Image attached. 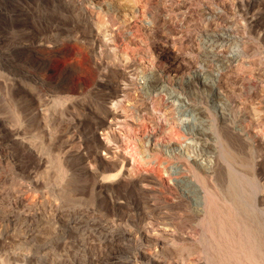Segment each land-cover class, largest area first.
<instances>
[{
    "label": "rangeland",
    "instance_id": "374dc122",
    "mask_svg": "<svg viewBox=\"0 0 264 264\" xmlns=\"http://www.w3.org/2000/svg\"><path fill=\"white\" fill-rule=\"evenodd\" d=\"M133 1L134 17L122 12L107 24L103 44L91 20V15L108 11L102 0H0V264H22L21 253L31 257L25 264H204L196 252L185 249L197 220L168 176L180 165L184 169V162L213 169L214 150L203 146L206 137H196L207 124L218 126L221 119L232 122L230 128L247 131L244 136L251 137L248 147L257 160V172L264 177V88H258V81L264 82V0H182L179 6L177 0ZM155 9L160 15L156 22L146 14ZM185 11L196 17V25L174 31L172 18ZM150 21L153 31L168 32L163 46L149 43ZM129 45L146 49L149 56L129 67L126 78L115 71L111 51ZM174 49L170 83L145 91L151 82L147 76L153 71L152 55ZM250 54L257 62H245ZM139 55L136 51L135 58ZM235 58L242 70L239 65L222 77L223 68ZM115 82L119 88L127 83L130 99L124 106L131 111L125 123L132 132H125L121 115L116 122L102 110ZM68 94L74 99L62 103ZM151 97L158 99L162 119L172 114L176 122L161 120L165 128L174 129L170 140L150 139L155 130L139 119L144 115L160 121L161 114L153 116L144 105L138 107ZM249 103L257 107V125L251 123ZM199 111L205 125L198 124ZM154 150L162 151L164 160H157ZM175 154L181 162L172 164ZM58 163L67 174L64 179ZM133 164H138L136 175L129 166ZM112 237L116 240L110 241Z\"/></svg>",
    "mask_w": 264,
    "mask_h": 264
},
{
    "label": "bare ground",
    "instance_id": "6f19581e",
    "mask_svg": "<svg viewBox=\"0 0 264 264\" xmlns=\"http://www.w3.org/2000/svg\"><path fill=\"white\" fill-rule=\"evenodd\" d=\"M175 1V0H174ZM182 0H177L174 3H176L178 6L179 4H181ZM185 0H183L182 2H184ZM187 1V0H186ZM185 1V2H186ZM103 4L107 6V12L103 13L102 12V16L99 14H94L91 15V20L93 19L94 22L90 21L93 23L92 27L95 29V32L97 34V36L100 38L99 42L105 44L106 43V29L109 25V23L114 22V20H116V18L118 19V16H120V13L122 15V12H127V13H133L134 11V6L135 3L133 0H102ZM160 2H164V0H160ZM173 2V1H172ZM184 2V3H185ZM165 4V3H163ZM173 3V4H174ZM102 4V3H101ZM102 4V5H103ZM168 5V4H167ZM166 5V6H167ZM171 5V3H170ZM175 5V6H177ZM105 6V7H106ZM172 6V5H171ZM100 7V6H99ZM103 7V6H102ZM165 7V6H164ZM183 7V6H182ZM166 8V7H165ZM175 8V7H173ZM177 9L180 10V7ZM99 10V8H98ZM104 10V9H103ZM168 10V9H167ZM178 10V11H179ZM101 11V10H100ZM177 11V12H178ZM166 12V11H165ZM168 12V11H167ZM172 12V11H171ZM170 12V13H171ZM182 12V11H181ZM187 11H185V14H178L179 16H177L175 18V15L173 12L174 17L172 18V20L174 22H172V29H176L174 31H177V29L184 30L187 28V26L189 25V27H191L190 25L195 24L196 22V17H194V15L191 14H186ZM92 12H90L91 14ZM99 13V12H98ZM183 13V12H182ZM149 18L152 16L153 18L150 20L155 19V22L157 21V19L159 18V13L156 11H150L148 13ZM177 14V13H176ZM130 15V14H129ZM134 13H133V17H134ZM151 15V16H150ZM168 15L165 13V16ZM105 16H107L108 18H105ZM131 16V15H130ZM172 16V15H171ZM170 16H168L169 18ZM199 18V17H197ZM170 19V18H169ZM206 19V18H205ZM204 19V20H205ZM165 20V17H164ZM195 20V21H194ZM198 20V19H197ZM108 21V22H107ZM118 21V20H117ZM154 21V20H153ZM168 21V20H167ZM206 21V20H205ZM171 22V21H170ZM91 23V24H92ZM169 23V22H168ZM167 23V24H168ZM198 23V22H197ZM208 23L211 25V21L208 20ZM108 24V25H107ZM165 24V23H164ZM171 24V23H170ZM213 24V23H212ZM149 25V26H148ZM148 36L150 37V42L148 40L149 43H151V45L154 46V44L156 43L158 45L161 44V46H163V39L162 37H165L164 35H166V37L168 36V32L167 33H160V32H155L153 31V26L154 24H152V22L150 21V24H148ZM156 25V23H155ZM196 25V24H195ZM200 25V22L199 24ZM205 25V24H204ZM215 25V24H214ZM112 26V25H111ZM207 26V25H206ZM156 27V26H155ZM198 27V26H197ZM200 27V26H199ZM198 27V28H199ZM202 29H205V26L201 25ZM200 27V28H201ZM217 27V25H216ZM153 28V29H152ZM162 28V27H160ZM185 28V29H183ZM208 28V27H207ZM165 29V28H164ZM168 28H166L165 30H167ZM190 29V28H189ZM146 31V29H145ZM169 31V30H168ZM137 32V31H136ZM182 32V31H181ZM180 32V34H182ZM105 33V34H104ZM146 34V33H144ZM163 34V35H162ZM173 34V32L171 33V35ZM134 35V34H133ZM183 35H185L183 33ZM134 36L137 37H141V34H135ZM147 36V37H148ZM178 36V35H176ZM175 36V37H176ZM182 36V35H181ZM133 37V36H132ZM144 37V36H143ZM170 37V36H169ZM127 38H129L127 36ZM136 38V37H135ZM168 38V37H167ZM171 38V37H170ZM169 38V39H170ZM173 38V36H172ZM178 38V37H177ZM136 43L138 41V39H135ZM134 40V41H135ZM168 40V39H167ZM173 40V39H171ZM130 41V39H129ZM133 41V42H134ZM140 41V40H139ZM138 41V42H139ZM143 41V40H142ZM242 41V40H241ZM131 42V41H130ZM141 42V41H140ZM139 42V44H140ZM145 42V40L143 41ZM169 42V41H167ZM171 42V41H170ZM169 42V43H170ZM129 43V42H128ZM147 43V42H145ZM143 43V44H145ZM108 44V43H107ZM138 44V43H137ZM138 44V45H139ZM148 44V43H147ZM137 45V47H138ZM142 45V42L141 44ZM166 45V42L165 44ZM243 48L246 49L247 48V43H243ZM107 46V45H106ZM127 46V45H126ZM125 46V47H126ZM130 46V45H129ZM132 46V45H131ZM120 48L117 51H114L112 49V64L115 68V71L117 72L118 70V74L119 75H123L126 77V73H128L129 71H127V69H129V67L131 68L132 65H141L143 61H145V59L147 58L148 53L147 51L144 50V48ZM174 46V45H173ZM136 47V46H135ZM142 47V46H141ZM147 47V46H146ZM151 47V46H150ZM182 48V47H181ZM242 48V49H243ZM249 48V47H248ZM247 48V49H248ZM154 49V48H153ZM177 50V49H176ZM138 51L140 53L139 56H141L140 58H135V52ZM149 51V50H148ZM151 51V50H150ZM167 50H163V52H159L157 55H152L149 64L152 66L153 71L147 76L148 79H151V82H149L150 84L148 86L145 87V91H149V90H154L156 89V87L158 85H161L162 83H170L171 78L173 77L174 74V62L172 61V59L170 58V56L172 55L171 53H176L175 49L166 52ZM115 52V54H114ZM170 52V53H169ZM151 54V53H150ZM171 54V55H170ZM138 55V53H137ZM243 56V55H242ZM245 56V55H244ZM163 57V58H162ZM246 63H252L253 62H257L255 61L254 58H256V56H252V54H250L249 56H246ZM240 59H232L226 66L225 68H223V70L221 71L222 77H227L229 75H231V70H233V68L238 67L240 68L242 67V64H240ZM245 63H243L244 66ZM245 64V65H247ZM255 64V63H254ZM251 66V65H250ZM245 67V66H244ZM243 67V68H244ZM252 67V66H251ZM112 68V67H111ZM246 68V67H245ZM249 68V67H248ZM247 68V69H248ZM253 69V68H251ZM239 70V69H238ZM242 70V68H241ZM250 70V68H249ZM114 71V70H113ZM252 71V70H251ZM112 73V72H111ZM148 73V72H147ZM247 73V72H246ZM249 73V72H248ZM252 73V72H251ZM250 73V74H251ZM114 74V73H113ZM117 74V75H118ZM116 74H114L115 76ZM118 75V76H119ZM129 75V74H128ZM113 76V75H112ZM123 76H121L123 78ZM105 77V76H102ZM120 77V79H121ZM129 77V76H127ZM126 77V78H127ZM220 78V77H219ZM260 78V77H259ZM130 79V78H129ZM128 80V79H127ZM258 80V79H257ZM262 80V79H261ZM258 81V88H264V85H261L263 81ZM98 81V80H97ZM100 82H102V79L99 80ZM98 81V82H99ZM119 81V80H118ZM122 81V80H120ZM119 81V82H120ZM126 81V79H125ZM225 81V80H224ZM132 82V81H131ZM115 88H113L114 90H112L108 96V101H109V106H104V108L102 109L105 114H107L106 116H111V118L113 117V119L119 118L120 115V119L122 118V120H120L119 122L122 123L123 125H125L126 131L125 132H129L128 130H130L131 132L133 131L132 128H127L126 126H129L128 122H126L128 125H126L125 121H126V115L127 112L130 111L129 109L125 108L124 106V102L127 101L128 99H130V95L128 94L129 92L126 91L125 89V84H127L125 82V84H123V87L119 88V85L117 82H115ZM121 82V86H122ZM264 83V82H263ZM104 84V83H103ZM221 84V83H220ZM62 85V84H61ZM51 86V85H50ZM127 86V85H126ZM61 87V86H60ZM65 87V86H64ZM81 90L78 91V94L81 95V93L83 92V89L81 87H79ZM119 88V93H118V89ZM57 89V88H56ZM129 89V88H128ZM53 90V89H52ZM257 90V87H256ZM263 90V89H262ZM82 91V92H81ZM67 92V91H66ZM252 92V91H251ZM60 93V92H59ZM84 93V92H83ZM264 93V92H263ZM58 94V93H57ZM75 94V93H74ZM77 94V92H76ZM252 94V93H251ZM83 95V94H82ZM3 97V96H2ZM2 97L0 95V104L3 103L2 101ZM77 96H75L76 98ZM132 98V96H131ZM145 98V97H144ZM61 99V98H60ZM74 99V96L72 94H68L65 97V102L68 103L67 101H71ZM57 100V99H56ZM55 100V101H56ZM86 100V99H85ZM257 100V99H256ZM142 101V100H141ZM140 101V102H141ZM61 102V101H60ZM59 100L54 102L55 104H59L60 103ZM138 102V101H137ZM139 102V103H140ZM259 102V101H258ZM83 103V102H82ZM138 107L142 108L144 105V109H147L149 111V113L153 116H155V114L159 113L161 114V106L159 104L158 99H156L155 97H151L150 99L147 100H143V104L139 105ZM251 103V102H250ZM250 105V110L248 111L250 113V118H251V123L252 124H256L257 125V107L253 104ZM257 103V102H256ZM106 104V103H105ZM62 105V104H61ZM71 106H73L72 104H70ZM75 105V104H74ZM57 106V105H56ZM59 106V105H58ZM142 106V107H141ZM248 106V105H247ZM2 107V105H1ZM78 107V106H77ZM164 107V106H163ZM102 108V106H101ZM120 109L121 114H118L116 109ZM140 108L138 109V111L140 110ZM249 108V106H248ZM118 109V110H119ZM135 109V108H134ZM137 109V108H136ZM135 109V110H136ZM171 109V108H170ZM200 110V109H199ZM261 110V109H260ZM3 111V109H2ZM77 111V108H76ZM102 111V112H103ZM145 111V110H144ZM259 111V110H258ZM263 111V110H262ZM75 112V111H74ZM103 112V113H104ZM163 112V111H162ZM193 112V111H192ZM5 113V112H4ZM134 113V112H133ZM141 113V112H140ZM262 113V112H261ZM13 114V113H11ZM77 114V113H76ZM128 114V115H129ZM132 114V112H131ZM199 115L197 116L198 120V124H202L205 125L203 123V118L201 116V112L199 111L198 113H195V115ZM18 115V114H17ZM172 115V114H171ZM171 115H164V119L163 118V114H161L162 117H160V121L158 120V118H156V120L152 121L149 118L145 117L144 115H140V121L144 124L145 127L153 129L155 131L151 136L150 139L155 138V139H159L162 138L163 141L166 138L169 139L171 134H170V129H173V127L169 128L166 127L165 128V122L166 121H170L171 124H174L176 122H174L175 120L173 119V117ZM194 115V116H195ZM80 116V115H79ZM108 116V117H109ZM205 116V115H204ZM226 116V115H225ZM24 117V115H23ZM74 117V116H73ZM130 117V116H129ZM208 117V116H207ZM25 118V117H24ZM110 118V117H109ZM138 118V117H137ZM225 118V117H224ZM23 119V118H22ZM112 119V120H113ZM176 119V118H175ZM245 119V118H244ZM115 120V119H114ZM113 120V121H114ZM150 122H149V121ZM161 120H163L162 123ZM232 120V119H230ZM67 121L72 122V118H69ZM116 121V120H115ZM118 121V120H117ZM116 121V122H117ZM156 121V123H155ZM206 121V120H205ZM220 121V122H219ZM219 125L217 126V124L215 125H208L207 124V128L201 130V132H199V136L196 137L198 138V140H204V137H208L209 138H213V142H206V138H205V142L203 144V146H205L206 148L210 147L211 149H213V156H214V167L213 169L210 168L209 170L204 169L200 166L197 165V163L195 164L194 162L192 164L190 163H185V168H181L182 165H180V167H178V170L176 173H173L174 175L169 176L173 181L174 185L181 189L182 192L184 193V195H182V198L184 199L183 201L186 202V205H188V207L190 208V210L194 213L195 215V220H197V224L195 222V226L193 230V238L191 236V238L193 239L190 245V247L185 249L190 252V253H194L196 252V257L197 259L199 258V261L203 262L204 264H264V177L262 175H260L257 172V160H255V158H253L252 156V151H250L249 147L250 145H248V142L250 140H246L245 138V132H247L244 128H241L239 130L233 129V127L230 128V125L232 122L226 121L225 119H221L219 120ZM241 121V119H240ZM13 122L17 125L20 124L17 120L16 117H14ZM197 122V120H196ZM213 122V120H212ZM247 122V121H246ZM68 123V124H69ZM141 123V124H142ZM161 123V124H160ZM235 123V121H234ZM245 123V122H244ZM13 124V123H12ZM67 124V123H66ZM121 124V126H122ZM153 124H155V126L160 124V127L155 129L156 127L153 126ZM233 124V123H232ZM243 124V123H242ZM250 124V123H249ZM244 125V124H243ZM18 126V125H17ZM120 126V125H118ZM173 126V125H171ZM175 126V125H174ZM245 126V125H244ZM251 126V125H250ZM247 126V127H250ZM254 126V125H253ZM264 126V125H263ZM109 128V126H107ZM111 127V126H110ZM133 127V126H132ZM154 127V128H153ZM21 128V127H20ZM124 128V127H123ZM137 128V127H135ZM175 128V127H174ZM254 128V127H253ZM257 128V127H256ZM26 128H24L25 130ZM177 129V128H176ZM259 129V128H258ZM174 130V129H173ZM22 131V130H21ZM256 131V130H255ZM254 131V132H255ZM25 132V131H24ZM195 132V131H194ZM203 133V134H202ZM250 133V132H249ZM248 133V134H249ZM262 133V131H261ZM23 134V133H22ZM129 134V133H128ZM252 134V133H251ZM175 135V134H174ZM184 135V134H183ZM23 136V135H22ZM148 136V137H149ZM173 136V135H171ZM248 136V135H247ZM250 136V134H249ZM262 136V135H261ZM28 137V136H27ZM25 137V138H27ZM264 137V135L262 136ZM31 138V137H29ZM178 138V137H177ZM176 138V140H177ZM254 138V137H253ZM23 139V138H22ZM149 139V140H150ZM174 139V138H173ZM181 139V138H180ZM261 139V138H260ZM21 140V139H20ZM24 140V139H23ZM27 140V139H26ZM34 139H32L31 141H33ZM170 140V139H169ZM168 140V142H169ZM175 140V141H176ZM29 141V140H28ZM162 141V142H163ZM261 141V140H259ZM25 142V141H23ZM30 142V141H29ZM28 142V143H29ZM36 143V142H35ZM148 143V142H147ZM153 143V142H152ZM167 143V142H166ZM214 143L216 145V147L214 146ZM251 143V141H250ZM34 144V143H33ZM156 144V143H155ZM169 144V143H168ZM158 145V144H157ZM254 145V144H253ZM22 146V145H21ZM36 148V145H34ZM161 146V145H160ZM202 146V147H203ZM214 146V147H213ZM157 147V146H156ZM164 147V146H163ZM162 147V148H163ZM175 147V146H174ZM173 147V150H174ZM234 147V148H233ZM262 147V145H261ZM260 147V148H261ZM108 148V147H107ZM144 148V147H143ZM158 148V147H157ZM154 149V148H153ZM254 149V148H253ZM252 149V150H253ZM259 149V148H257ZM27 150V149H26ZM152 150V149H151ZM163 150V149H162ZM172 150V149H171ZM256 150V148H255ZM29 151V150H28ZM155 151V150H154ZM178 151V150H177ZM156 152V153H155ZM153 153V156L157 159V160H161L163 157L161 155V152L157 153L158 151H155ZM164 152V151H163ZM251 152V153H250ZM204 153V152H203ZM166 154V153H165ZM177 155V154H175ZM256 156V155H255ZM167 157V156H166ZM181 158V156H180ZM179 156H175L172 159V164L177 162H181ZM184 158V157H183ZM186 158V157H185ZM123 159V157L121 158ZM155 159V160H156ZM124 160V159H123ZM150 160V159H148ZM164 160V158H163ZM168 160V159H167ZM192 160V159H191ZM58 161V160H57ZM60 161V160H59ZM58 161V162H59ZM125 161V160H124ZM135 161V160H134ZM138 161V160H137ZM140 161V159H139ZM138 161V163H139ZM158 161V162H159ZM170 161V160H169ZM193 161V160H192ZM264 161V160H263ZM122 162V161H121ZM151 162V161H150ZM154 162V161H153ZM157 162V161H156ZM161 162V161H160ZM191 162V161H190ZM196 162V161H195ZM124 163V162H123ZM137 163V162H136ZM168 163V161L166 162ZM165 163V164H166ZM135 164V163H134ZM129 165L131 166L130 168L134 170V174H135V169L134 166L135 165ZM169 164V163H168ZM62 165V164H60ZM128 165V164H127ZM138 165V164H137ZM136 165V166H137ZM159 165V164H158ZM163 165V164H162ZM212 165V164H211ZM58 166V171L60 176H62L61 178L64 179L63 177L65 176L66 172L65 169L63 171V165L59 167V163L57 164ZM55 166V167H57ZM125 166V165H124ZM135 166V167H136ZM164 166V165H163ZM205 166V165H204ZM54 167V168H55ZM62 167V168H61ZM128 167V166H127ZM157 167V166H156ZM129 168V167H128ZM126 168V169H128ZM129 168V169H130ZM137 168V167H136ZM173 168V167H172ZM125 169V170H126ZM131 171V170H130ZM138 171V170H137ZM126 172L128 173V171L126 170ZM156 172V171H155ZM158 172V171H157ZM262 172V171H261ZM260 172V173H261ZM133 173V172H130ZM129 173V174H130ZM138 172H136L137 174ZM141 173V172H140ZM264 173V172H263ZM135 174V175H136ZM149 174V173H148ZM259 174V175H258ZM67 175V174H66ZM155 175V174H154ZM160 175V174H159ZM152 176V175H151ZM56 177V176H55ZM59 177V176H58ZM107 177V176H106ZM139 177V176H138ZM159 177V176H157ZM70 178V177H69ZM142 179V176L139 177ZM144 178V177H143ZM153 178V177H152ZM151 178V179H152ZM156 178V177H155ZM74 179V178H73ZM70 180V179H69ZM72 180V179H71ZM140 180V179H139ZM169 180V179H168ZM260 180H262L263 182H260ZM67 181V180H66ZM65 182V181H64ZM63 182V183H64ZM152 182V181H151ZM169 182V181H168ZM170 183V182H169ZM69 184V183H67ZM71 184V183H70ZM173 185V186H174ZM152 186V185H151ZM174 186V187H175ZM66 187V186H65ZM64 189V188H62ZM69 190V189H68ZM72 191V190H71ZM66 191H64L65 193ZM70 192V191H69ZM68 192V193H69ZM177 192V191H176ZM182 192H180L182 194ZM174 197V196H173ZM258 202L262 203V206H259ZM185 205V204H184ZM183 205V206H184ZM159 208V207H158ZM166 209V208H165ZM188 210V212L190 211ZM163 212V211H162ZM161 212V213H162ZM159 214V213H158ZM175 214V213H174ZM188 214V213H187ZM192 214V216H194ZM160 217V216H159ZM162 217V216H161ZM168 217V216H167ZM186 217V216H185ZM163 218V217H162ZM169 220V219H168ZM167 220V221H168ZM190 220V219H189ZM166 221V222H167ZM180 221V219H179ZM188 223V222H187ZM172 224V223H170ZM190 224V223H189ZM194 224V223H193ZM169 225V224H168ZM176 225V224H175ZM166 226V225H165ZM163 227V226H162ZM175 227V226H174ZM177 227V226H176ZM170 228V227H169ZM177 229V228H176ZM188 229V228H187ZM186 229V230H187ZM74 230V229H73ZM166 230V228H165ZM171 230V229H170ZM75 231V230H74ZM163 232V231H162ZM191 232V231H190ZM77 233V232H76ZM119 233V232H118ZM189 233V232H188ZM102 234V233H101ZM148 234V233H147ZM150 234V233H149ZM154 235H158V234H154ZM173 235V234H172ZM59 236V235H58ZM146 236V235H145ZM151 236V235H150ZM190 237V236H189ZM118 238V237H117ZM109 239V238H108ZM159 239V238H158ZM179 239V238H178ZM183 239V238H182ZM103 240V239H102ZM116 240V238L114 239L113 237L111 238L110 241H114ZM164 240V239H163ZM61 241V240H60ZM121 241V240H120ZM180 241V240H179ZM53 242V241H52ZM122 242V241H121ZM124 242V241H123ZM181 242V241H180ZM183 242V241H182ZM56 244V243H55ZM126 244V243H125ZM131 244V243H130ZM170 246V245H169ZM181 246V245H179ZM178 246V247H179ZM176 249L177 245L174 246ZM162 248V247H161ZM160 248V249H161ZM183 248V247H181ZM181 248L178 250L179 253L181 252ZM21 251V250H20ZM46 254V251H44ZM30 253V252H29ZM40 253V252H39ZM184 254L182 255H186L185 252H183ZM34 254V253H33ZM42 254V253H41ZM16 255V254H15ZM21 260L24 261L23 263L25 264V262H27L31 257L30 255H28L27 253H21ZM17 256V257H20ZM32 255V254H31ZM54 255V254H53ZM195 256V255H194ZM15 257V256H14ZM36 257V256H35ZM184 257V256H183ZM191 257V255H190ZM193 257V256H192ZM186 258V257H184ZM195 258V257H194ZM55 259V258H54ZM52 259V260H54ZM177 259V258H176ZM20 260V259H19ZM57 260V258H56ZM179 260V258H178ZM21 261V262H22ZM196 261V260H195ZM30 262V261H29ZM194 262V261H193ZM192 262V263H193ZM22 263V264H23ZM52 263V262H51ZM198 263V260H197ZM59 264V263H58Z\"/></svg>",
    "mask_w": 264,
    "mask_h": 264
}]
</instances>
